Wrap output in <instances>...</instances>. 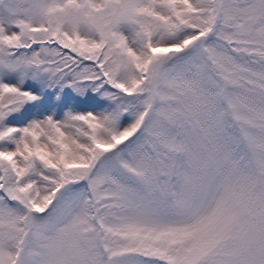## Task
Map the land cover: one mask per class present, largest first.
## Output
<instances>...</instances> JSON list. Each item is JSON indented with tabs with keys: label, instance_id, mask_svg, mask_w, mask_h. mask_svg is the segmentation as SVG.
Wrapping results in <instances>:
<instances>
[{
	"label": "snow or ice",
	"instance_id": "obj_1",
	"mask_svg": "<svg viewBox=\"0 0 264 264\" xmlns=\"http://www.w3.org/2000/svg\"><path fill=\"white\" fill-rule=\"evenodd\" d=\"M0 264H264V0H0Z\"/></svg>",
	"mask_w": 264,
	"mask_h": 264
}]
</instances>
